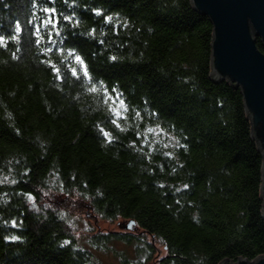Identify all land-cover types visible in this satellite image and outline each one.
Listing matches in <instances>:
<instances>
[{"label": "trees", "instance_id": "obj_1", "mask_svg": "<svg viewBox=\"0 0 264 264\" xmlns=\"http://www.w3.org/2000/svg\"><path fill=\"white\" fill-rule=\"evenodd\" d=\"M211 32L189 0H0V264L264 256L262 158Z\"/></svg>", "mask_w": 264, "mask_h": 264}, {"label": "water", "instance_id": "obj_2", "mask_svg": "<svg viewBox=\"0 0 264 264\" xmlns=\"http://www.w3.org/2000/svg\"><path fill=\"white\" fill-rule=\"evenodd\" d=\"M190 8L211 23L210 78L239 89L251 136L262 158L260 197L264 220V0H189ZM220 264H264V256L249 262L224 260Z\"/></svg>", "mask_w": 264, "mask_h": 264}, {"label": "snow or ice", "instance_id": "obj_3", "mask_svg": "<svg viewBox=\"0 0 264 264\" xmlns=\"http://www.w3.org/2000/svg\"><path fill=\"white\" fill-rule=\"evenodd\" d=\"M17 31H19V26L17 27ZM13 38H14V37H13ZM0 39H2V38H0ZM75 59H76L77 62H80L81 65L83 66V62L81 61V57H80L79 55H77V56L75 57ZM113 59H115V58H113ZM76 74H77L76 70H73V75L75 76ZM83 75H84V76H88V75H89V72H88L87 70H84ZM57 78H59V77H57ZM89 90H90V91H93V92L97 91V89H96V87H95L94 85H93ZM112 91L115 92L116 89H112ZM106 99H108V97H107V92H106ZM117 99H119V97H117ZM119 107H120V108H124V107H125V102H124L123 99H119ZM111 110L114 112L115 116H116L118 119L122 118V117H121V113H120L116 108H112ZM137 115H139V113H137ZM112 123H113L114 125H116L117 128H120V124L117 123V119H113V120H112ZM101 132L103 133L105 139L108 140L109 142H111L112 137H111L110 133L107 132V131H104V129H101ZM67 243H69V242H68V241H65V244H67Z\"/></svg>", "mask_w": 264, "mask_h": 264}, {"label": "rangeland", "instance_id": "obj_4", "mask_svg": "<svg viewBox=\"0 0 264 264\" xmlns=\"http://www.w3.org/2000/svg\"><path fill=\"white\" fill-rule=\"evenodd\" d=\"M56 205L57 206H59V202L58 203H56ZM31 208H36L34 205H32L31 206ZM82 213H84L83 211H80L79 213H77L78 215V217H79V215L81 216V218H79L80 220H81V222H79V225H78V227H77V229L79 230V231H84L85 229H84V226H83V221H88V219H87V217L85 216V215H83ZM90 225H93L94 227H96L95 229H99V230H101V231H112V230H118L117 229V227H116V225H112V224H108V223H100V222H97V221H95V220H93V221H90V223H89ZM76 229V230H77ZM77 230V231H78ZM105 259V261L106 262H108V263H110V264H113L115 261H114V259L113 258H111V257H105L104 258Z\"/></svg>", "mask_w": 264, "mask_h": 264}]
</instances>
